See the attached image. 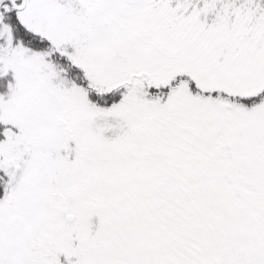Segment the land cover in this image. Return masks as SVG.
<instances>
[{
  "label": "snow or ice",
  "instance_id": "1",
  "mask_svg": "<svg viewBox=\"0 0 264 264\" xmlns=\"http://www.w3.org/2000/svg\"><path fill=\"white\" fill-rule=\"evenodd\" d=\"M0 264H264V0H0Z\"/></svg>",
  "mask_w": 264,
  "mask_h": 264
}]
</instances>
